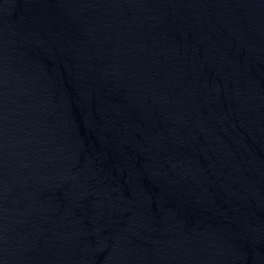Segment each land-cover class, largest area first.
I'll use <instances>...</instances> for the list:
<instances>
[{
	"label": "water",
	"instance_id": "water-1",
	"mask_svg": "<svg viewBox=\"0 0 264 264\" xmlns=\"http://www.w3.org/2000/svg\"><path fill=\"white\" fill-rule=\"evenodd\" d=\"M0 264H264V0H0Z\"/></svg>",
	"mask_w": 264,
	"mask_h": 264
}]
</instances>
